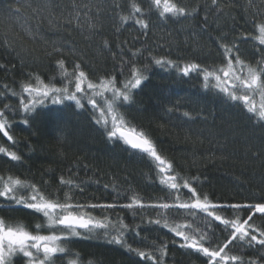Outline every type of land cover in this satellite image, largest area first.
<instances>
[{"label":"trees","instance_id":"1","mask_svg":"<svg viewBox=\"0 0 264 264\" xmlns=\"http://www.w3.org/2000/svg\"><path fill=\"white\" fill-rule=\"evenodd\" d=\"M20 2L0 0V65L4 66L0 67V93L5 94L0 97V109L4 104L15 109L14 112L5 110L13 141L0 133V146L16 151L22 161H10L0 153V174L27 178L46 194L58 195L61 199L65 188L60 185V177L71 175L83 182V192L73 193L74 199L81 203L116 200L123 204L130 202L134 195L149 203L167 201L168 190L159 182L155 162L123 141H110L104 129L95 123L90 105L80 109L70 101L52 104L49 99L47 106H38L25 124L19 96L8 92V89H15L19 93L28 73L39 74L45 82L56 76L55 83L61 86L55 65L58 58L65 60L69 70L73 62L80 63L90 78L95 79L112 73L123 56L125 60H134L141 69L147 65L148 78L134 91L133 102L125 105L122 111L131 125L155 142L175 171L188 179L198 177V183L193 186L213 203L264 202V122L253 118L241 102L229 101L217 90L206 89L202 76L192 73L185 77L175 68L157 66L152 59L164 57L181 66L188 62L221 66L224 58L220 44H230L240 34L248 35V40L240 45L241 58L250 62L259 59L256 47L264 46L251 40L257 33L250 19L253 10L244 11L247 0H218L222 11H218L211 0H178L189 9L198 6L197 14L187 19L161 20L153 12L147 36L131 21L120 24L117 13L127 15L133 0H75L80 6L79 27L73 18V0H31L32 7L22 8L21 17L9 16V7H20ZM49 2L50 9L45 7ZM136 2L147 8L149 0ZM84 3L90 4V11L82 7ZM253 3L260 5V0H253ZM116 4L121 7L117 8ZM37 7L41 11L34 12ZM89 17L95 25L91 31ZM256 19L264 20V16ZM5 34L11 49L3 45ZM105 39L110 50L103 47ZM55 47L62 48L63 53L49 55ZM72 49H75L74 54ZM129 49H142L143 52L133 58ZM112 53H116L115 59ZM130 66L125 68L126 75ZM116 75L119 83L123 77L118 71ZM69 104L72 106L68 107ZM185 112L191 118L186 117ZM181 192L187 194L186 189ZM87 211L96 218L107 215L115 221L119 216L126 224L138 225L139 237L131 232L125 236L133 248L149 251L147 245L152 241L166 242L164 264H204L202 256L179 247L181 238L161 225L149 223L150 219L157 218L153 208ZM195 211L193 217L185 210L179 213L167 210L170 220L175 218L176 223L190 224L193 229L198 225L203 227L200 217L204 214ZM239 211L241 220L250 214L248 209ZM224 214L233 217L231 209ZM0 217L14 218L29 229H34L36 223H43V218L31 210L9 211L2 205ZM253 223L264 229V214L253 216L249 224ZM214 226L217 242H223L226 233L219 222H214ZM100 231L94 232L92 238H73L69 244L71 254H59L58 264H68L73 259H77L78 264H152L126 247L108 243ZM256 234L259 236L258 232ZM140 237H147V241ZM236 243L234 241L229 248L239 254V247H234ZM253 251L245 252V258L259 261L260 257L253 255ZM17 262L21 264L20 257Z\"/></svg>","mask_w":264,"mask_h":264},{"label":"snow or ice","instance_id":"2","mask_svg":"<svg viewBox=\"0 0 264 264\" xmlns=\"http://www.w3.org/2000/svg\"><path fill=\"white\" fill-rule=\"evenodd\" d=\"M20 2V0H18ZM213 6L218 11L222 7L218 0H211ZM260 5H264V0H260ZM254 4L253 0H247L244 11L252 9L250 19L254 21L253 27L256 35L251 36V40L256 45L264 46V20H257L256 17L264 16V7ZM32 7L31 0H23L20 7L12 9L9 7V16L21 17V9ZM51 8L50 2L45 5ZM74 19L81 26L80 6L73 0ZM83 8L91 10L89 3H84ZM117 8L121 6L116 4ZM198 6L191 9L183 6L178 0H149L147 8L140 6L136 0L130 4V11L127 15L117 13L121 25L130 21L138 25L139 30L147 36L150 28L151 14L155 12L161 20H180L194 17L198 12ZM39 12V7L33 9ZM72 15V14H70ZM89 19V29L94 30L91 17ZM207 21V16H205ZM71 23V20H67ZM51 23V21H50ZM119 30V29H118ZM30 32V30H29ZM250 35V34H249ZM248 40V35L240 34L239 38L231 43H221L223 49L224 63L221 66H204L198 62H188L181 64L164 57H153V61L161 68H175L176 71L187 77L192 73L202 76L203 86L208 89H215L224 94L229 101L241 102L243 107L253 118L264 122V48L256 47L259 59L254 62L241 58L240 45ZM126 43V42H125ZM3 45L11 49L7 35L3 38ZM255 46V45H254ZM103 47L109 49V42L105 39ZM118 47H120L118 45ZM110 50V49H109ZM75 53V49L71 50ZM120 51L124 49L120 47ZM131 52L133 58L142 54V49ZM63 53V49L55 47L52 53ZM115 59L116 53H112ZM118 68H114L112 73L90 78L88 72L78 62H73L71 70L66 67L64 59H56L57 76L60 78L61 86L55 83L57 77L52 76L45 82L39 74L28 73L27 81L21 82V91L8 89L13 96H19L20 110L25 114L23 122L28 123V117L35 113L38 106H47L46 101L50 99L52 104H64L66 101L73 102L76 108L84 109L86 105L91 106L93 119L100 125L105 135L110 141H123L132 149L138 150L155 162V167L160 175V184L168 190L167 201L158 200L152 203L143 201L135 195L130 202L119 203L114 200L111 203L86 202L74 199L73 193L83 192L82 181L75 180L71 175L60 177V185L65 188L63 199L58 195L46 194L36 183L27 178L21 179L13 174H0V205L9 211L17 208L31 210L43 218V223H36L34 229H29L26 225L14 218L0 217V264H18L17 257L21 258V264H58L59 254L69 253V244L76 237L92 238L93 233L98 230L100 235L107 239L108 243L126 247L129 252H134L142 260L151 261L152 264H164L167 255V243L161 241L157 244L152 241L147 246L151 249L145 251L142 248H133L125 240L128 232L140 236L137 231L138 225L126 224L117 216L112 221L107 215L102 219L93 216L88 209H108L127 208L130 210L153 208L156 210L157 218L149 220L150 224L161 225L167 228L176 237L181 238L179 247L188 249L193 254L204 258V264H264V229L258 228L255 223L249 224L253 216L257 213L264 214V202L259 203H213L208 197L197 191L193 183H198L199 178L188 179L177 173L173 164L163 157L157 149L155 142L142 130L137 129L127 121L123 107L133 102L134 91L142 85L148 78L146 75L147 65L143 69L135 65L134 60H125L121 56L117 61ZM128 74H125V68ZM0 67H4L0 65ZM123 77L117 82L116 72ZM7 88V85H5ZM24 94H27L25 96ZM5 94L0 93V97ZM259 98L258 101L256 98ZM99 98V100H98ZM72 105L69 104L68 107ZM5 110L14 112L10 105L4 104L0 109V133H3L9 141L13 137L9 134L10 122ZM171 111V109H169ZM184 115L189 117V113ZM0 153L8 157L10 161H22L21 155L16 151L0 146ZM186 189L187 194L181 192ZM185 210L188 216L195 217L196 211L204 215L200 217L199 225L193 229L190 224L176 223L175 218L170 220V213L167 210ZM228 209L233 211V217H228L224 213ZM241 209H248L250 214L247 219H240ZM135 217V212L133 213ZM214 222H219L222 231L227 238L223 242H217V233ZM189 229V231H185ZM83 230V231H81ZM259 233V236L256 233ZM142 241H147V237H140ZM236 245L240 249L239 254L233 253L229 245ZM176 243L175 240L172 241ZM227 250V251H226ZM252 254L259 256V261L246 259L244 253L252 251ZM158 254V255H157ZM78 255V254H77ZM68 264H78L77 259L69 260Z\"/></svg>","mask_w":264,"mask_h":264},{"label":"water","instance_id":"3","mask_svg":"<svg viewBox=\"0 0 264 264\" xmlns=\"http://www.w3.org/2000/svg\"><path fill=\"white\" fill-rule=\"evenodd\" d=\"M130 147V146H129ZM131 148V147H130ZM132 149V148H131ZM132 150H134V151H138V150H135V149H132ZM139 152V151H138ZM81 231H83V230H81Z\"/></svg>","mask_w":264,"mask_h":264},{"label":"rangeland","instance_id":"4","mask_svg":"<svg viewBox=\"0 0 264 264\" xmlns=\"http://www.w3.org/2000/svg\"><path fill=\"white\" fill-rule=\"evenodd\" d=\"M256 99H257V101H258L259 98L257 97Z\"/></svg>","mask_w":264,"mask_h":264}]
</instances>
